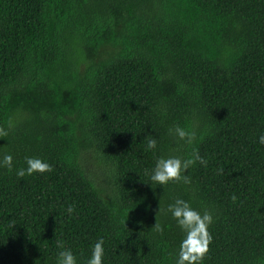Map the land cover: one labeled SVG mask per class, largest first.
Returning <instances> with one entry per match:
<instances>
[{
    "label": "trees",
    "instance_id": "16d2710c",
    "mask_svg": "<svg viewBox=\"0 0 264 264\" xmlns=\"http://www.w3.org/2000/svg\"><path fill=\"white\" fill-rule=\"evenodd\" d=\"M0 128V264L101 238L102 264H176L178 198L213 216L202 264H264V0H0ZM193 149L190 184L151 180Z\"/></svg>",
    "mask_w": 264,
    "mask_h": 264
},
{
    "label": "clouds",
    "instance_id": "9594fccd",
    "mask_svg": "<svg viewBox=\"0 0 264 264\" xmlns=\"http://www.w3.org/2000/svg\"><path fill=\"white\" fill-rule=\"evenodd\" d=\"M169 134L174 135L178 140L185 141L191 145L196 140V133L188 131L185 128L176 125L169 129ZM8 132L0 128V137H5ZM203 139V137H201ZM156 140L150 139L147 143V149H155ZM259 143L264 144V135L259 137ZM197 161L201 164H207V161L200 156L198 149H193L191 155L187 159L180 157H161L156 161L155 167L151 174V180L159 185H165L169 181L180 182L185 184L191 183V178L188 175H183ZM27 167L17 170L18 178H23L25 175L33 173H44L52 171V166L40 158L25 157ZM0 167H6L9 171L13 167V157L10 154H4L0 157ZM233 201L237 199L235 195L231 197ZM66 211L71 214L74 212L73 206H69ZM171 212L173 218L177 221L178 226L184 231L185 238L181 241L178 260L176 264H202L204 257L209 252L212 235L209 232V225L213 223V216L209 211H204L201 214L193 209L190 204L183 199H176L173 204H169L167 208ZM154 228L158 232H163L162 226L155 222ZM103 239L97 241L92 249L91 258L87 260V264H102L104 254ZM60 248H64L62 241H57ZM58 264H77L76 258L71 250L65 249L58 253Z\"/></svg>",
    "mask_w": 264,
    "mask_h": 264
}]
</instances>
